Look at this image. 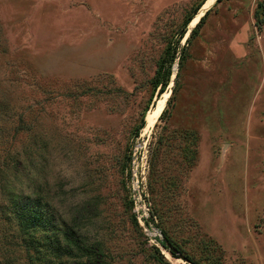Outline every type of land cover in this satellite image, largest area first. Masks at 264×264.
Segmentation results:
<instances>
[{
    "label": "rangeland",
    "instance_id": "374dc122",
    "mask_svg": "<svg viewBox=\"0 0 264 264\" xmlns=\"http://www.w3.org/2000/svg\"><path fill=\"white\" fill-rule=\"evenodd\" d=\"M202 1L0 0V264H30L29 212L54 230L36 238L75 229L107 264H264V0H210L177 46ZM169 46L174 98L148 132ZM48 245L36 264L60 263Z\"/></svg>",
    "mask_w": 264,
    "mask_h": 264
},
{
    "label": "trees",
    "instance_id": "16d2710c",
    "mask_svg": "<svg viewBox=\"0 0 264 264\" xmlns=\"http://www.w3.org/2000/svg\"><path fill=\"white\" fill-rule=\"evenodd\" d=\"M222 0H218L217 3L221 2ZM205 3V4H204ZM210 4V0H203L193 11V13L186 19L183 29L179 34V40L177 42V46L179 45L180 41H182L186 35L188 34V25L191 23L193 18L197 15L198 11L203 5ZM211 12L208 11L204 17H202L197 24V26L192 30L190 33V38L187 40V45L190 44V41L194 38H196L199 33L200 29L203 27L204 23L206 22V19ZM264 12V9H263ZM255 17L257 19V24H260L261 16L259 13V10L256 12ZM187 50L184 47L182 49L183 58L186 56ZM178 50L177 47L172 48L171 46L168 47L166 51V55L163 58V60L160 62L154 82L155 87L160 88L159 93L162 95L166 91L170 80L173 75L172 66L176 62L178 56ZM182 57L179 59L182 60ZM179 76V75H178ZM174 91L172 96L170 97V100L168 101V105L171 103L172 99L174 98ZM168 113V109H165L162 113L161 117H165ZM145 126V121H143V124L141 128L138 129V132ZM152 221L154 222L156 219V216L154 215V212L151 213ZM39 215L37 213L31 214L26 213L23 214L20 218V222H18L19 231L25 235V238L23 239L24 242V248L25 251H28L31 253L30 257V264H36L39 262V254L41 253V246H44L46 244H49L46 248V253L50 257L56 259L60 263L58 264H107L106 259L107 256L104 252V250L101 248L99 244H86L80 236H76L77 231L75 229L67 230V233L62 235L60 240L54 244H57L58 247H53L52 245V239L49 237H44V239H38L36 236L42 232L48 233L49 231H54L50 223L47 221L45 223L40 222ZM40 227H43L42 230H40ZM162 235L164 237V240L160 241V244L170 252V254L175 257H181V254L178 253L177 247H174V244L169 239L167 233L162 230ZM47 239H49L47 241ZM180 252V251H179ZM33 253V254H32ZM184 258L191 264H198L197 262H194L190 257L184 256ZM36 262V263H35Z\"/></svg>",
    "mask_w": 264,
    "mask_h": 264
},
{
    "label": "built area",
    "instance_id": "2783aa9c",
    "mask_svg": "<svg viewBox=\"0 0 264 264\" xmlns=\"http://www.w3.org/2000/svg\"><path fill=\"white\" fill-rule=\"evenodd\" d=\"M131 196L134 204L137 207V218L141 227L146 229L152 221L151 204L145 188H131Z\"/></svg>",
    "mask_w": 264,
    "mask_h": 264
},
{
    "label": "bare ground",
    "instance_id": "6f19581e",
    "mask_svg": "<svg viewBox=\"0 0 264 264\" xmlns=\"http://www.w3.org/2000/svg\"><path fill=\"white\" fill-rule=\"evenodd\" d=\"M218 0H213V5L217 2ZM207 5H204L199 14L195 17L193 22L190 25V28L193 29L197 26L199 23L200 19L203 16V12L206 9ZM171 97L170 92H166L163 94V97L157 102V104L154 106V108L148 113L147 118H146V131H151L155 125L157 124L161 114L163 113L166 103L168 99ZM169 256V255H168Z\"/></svg>",
    "mask_w": 264,
    "mask_h": 264
},
{
    "label": "water",
    "instance_id": "95a60500",
    "mask_svg": "<svg viewBox=\"0 0 264 264\" xmlns=\"http://www.w3.org/2000/svg\"><path fill=\"white\" fill-rule=\"evenodd\" d=\"M208 11H209V10H208ZM208 11H207V12H208ZM198 13H199V12H198ZM190 32H191V31H190Z\"/></svg>",
    "mask_w": 264,
    "mask_h": 264
}]
</instances>
